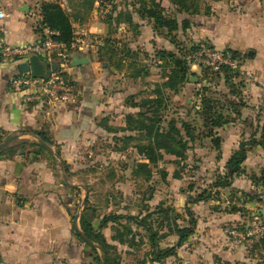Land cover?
Instances as JSON below:
<instances>
[{"label": "crops", "instance_id": "obj_1", "mask_svg": "<svg viewBox=\"0 0 264 264\" xmlns=\"http://www.w3.org/2000/svg\"><path fill=\"white\" fill-rule=\"evenodd\" d=\"M45 1L57 3L68 15L73 35L76 33L73 54L87 57L89 62L68 69L77 102L59 109L24 105L22 94L9 88L10 78L21 67H0V142L17 136L15 140L28 143L18 144L16 148H10L9 144L0 157V264H76L72 224L67 209L58 203L53 165L42 158L43 150L31 146L40 141L32 132L52 136L55 144L52 148L60 146L63 151L86 149L95 137L104 144L114 140L121 145L117 139L135 135L126 130V117L135 116L139 111L137 106L155 98L152 88H162L167 80L169 69L162 66L164 61L158 52L178 55L183 45H179V49L177 43L170 40L171 35L179 39L194 26L191 22L207 20V31H204L206 27H198V35L207 37L215 48L240 54L243 76L253 75L255 80L244 83L243 93L248 94L250 103L259 104L264 93V0H189L198 6V14L192 15L180 12L170 0H154L166 16L177 21V30L171 35L165 28L155 30L152 19L141 12V5L149 8L152 0L114 1V11L106 21L97 19L101 0H0V11L7 15L0 19V37L12 45L38 41L42 34L40 6ZM184 22H188L186 29L182 28ZM3 29L6 34L2 33ZM93 38L112 40L115 53L112 60L107 51H103V61L97 59L90 45ZM119 57L122 58L120 69L112 65ZM154 69L158 72L154 73ZM153 76L158 79L153 80ZM179 94L181 91L176 97ZM235 129L218 130L217 136L222 142L217 153L220 152L222 169L238 148L242 136V131ZM133 144L123 146L129 154L122 153L119 162L124 163V157L128 159L131 154L136 156ZM198 147H193L197 157L207 166L215 165L216 150L212 143L207 160L206 155L202 156L206 153L204 148ZM7 148L10 150L6 151ZM263 160L264 151L256 147L248 152L243 167L246 172L258 173L264 167ZM247 183V178L241 176L234 179L233 186L242 190L249 186ZM210 218L213 221L208 224L203 218L198 219L196 232L211 228L215 219L233 222L237 215Z\"/></svg>", "mask_w": 264, "mask_h": 264}, {"label": "rangeland", "instance_id": "obj_2", "mask_svg": "<svg viewBox=\"0 0 264 264\" xmlns=\"http://www.w3.org/2000/svg\"><path fill=\"white\" fill-rule=\"evenodd\" d=\"M114 1L117 0H101L97 10L98 20L106 21L112 15ZM101 8L108 13L102 14ZM191 23L194 26L185 35H180L179 39L171 35L170 40L177 43L178 47L183 45L182 49L179 47V54L191 52L200 42L210 44L207 37L198 35V27H206L204 31H207L208 21ZM240 58L242 61L241 56ZM157 70L154 69L153 72H158ZM189 72L187 82L179 89L181 94L178 98L175 92L167 91L169 101L164 116L167 119L179 118L196 129L192 149L182 161L165 155L156 168L152 169L148 179L144 171L138 176L133 173L135 165L142 163L137 155L131 154L128 159L126 156L129 161L124 157V163L119 162L120 155L129 152L120 151L123 149L122 144L118 145L114 140L104 144L103 140L98 141V137H95L86 149L63 151L60 146L53 149L55 144L52 136L43 134L51 140L53 154L44 149L41 155L53 165L58 186V203L67 209V217L72 224V248L76 264H99L96 258L102 257L101 251L98 248L93 251L92 247L95 245L89 244L82 237L84 233L80 218L84 215L88 217L94 232L104 238L109 252L116 255L123 264H149L152 250L149 236L152 232L157 245L154 250L175 248V256L154 264H264V252L260 246L262 236L239 242L228 234L229 230L250 228L258 220L264 222V188L253 181V178H264V167L258 173L246 172L243 167L245 174L235 177L247 178L249 186L242 190L233 186L235 178L230 188L217 189L214 184L226 172L219 163L220 152L214 151L219 165L215 162V165L207 166L193 150L195 146L199 148L198 145L204 148L206 153L202 154L201 150L200 154L206 155L205 160L211 154L210 139H200V133L206 131L202 130L201 121L196 115V107L199 106L202 95L219 103L215 104L218 108L223 107L224 116L229 115L233 119L232 123L222 127L223 130L236 127L235 130L242 131V142L250 140L254 134L256 140H259L260 133L264 130V93L259 104L250 103L248 94L243 93L244 83L246 84V80L247 83H254L255 80L253 75L245 78L242 71L232 73L230 81L222 76L211 75L204 69L193 68ZM155 79L158 77L153 76V80ZM199 90L201 92L197 93ZM230 102H235L240 107L232 108ZM220 139L222 142L221 137ZM22 142L24 141L13 140L9 143L12 145L10 148H16ZM132 144L133 142L129 143ZM64 159H68V163ZM262 163L264 164V160ZM200 195L207 199L197 201ZM233 208L239 211L230 213ZM187 210L192 212L196 223L185 243L175 247L178 236L173 224L178 227L189 226ZM227 214H236L237 218L233 222L216 221V216ZM210 217L215 219L212 227L196 232L198 219L203 218L208 224L213 221ZM105 218L108 220L102 224ZM139 221H145L152 232H147ZM201 231L202 234L198 233ZM100 264H104L103 258Z\"/></svg>", "mask_w": 264, "mask_h": 264}, {"label": "trees", "instance_id": "obj_3", "mask_svg": "<svg viewBox=\"0 0 264 264\" xmlns=\"http://www.w3.org/2000/svg\"><path fill=\"white\" fill-rule=\"evenodd\" d=\"M173 5H177L179 11H183L190 15L198 14V6L189 0H170ZM141 12H145L146 16L152 19L154 29L165 28L168 30L169 34L177 30L178 24L177 21L173 18L166 16L164 9L160 4L152 0L149 8L141 5ZM40 16H41V26H45L50 30L56 31L57 36L54 37L55 40L62 42L70 46L75 36L73 35V29L68 15L62 10V8L54 2L45 1L40 6ZM188 22L182 23V28L186 29ZM94 51L96 57L99 61H103L104 53L110 56L109 59L112 60V57L115 56L112 40H103L99 38H93ZM102 40V46H96L95 41ZM110 41V42H109ZM106 49V50H105ZM192 49L195 50L193 47ZM192 50V51H194ZM191 51V52H192ZM74 52V50L72 51ZM122 54L124 50L121 51ZM191 52L180 53L179 56L171 52L160 51V59L164 61L162 66L169 69L167 74V80L160 86H155L152 92L154 93L155 98L152 100L143 101L139 106V111L135 116L128 115L126 117V130L129 132L135 133V135L124 136L120 139L122 142V147L133 142V148L136 151V155L140 157L141 160L147 161V163H137L135 165V170H133L134 175L138 176L143 171L146 173L145 176L148 179L151 175L152 169L156 168L157 164L161 162L165 155H170L177 160L186 159L187 152L192 149V143L195 141V131L196 129L191 126L190 123L183 121L181 119L165 118L164 114L167 111V103L169 101V94L167 91H173L177 93L179 89L184 85L188 80L189 68L185 57ZM234 52V51H233ZM234 54L240 56L238 53ZM122 58H118V61L112 65L116 66L118 69L121 67ZM132 64H130L131 67ZM204 71L209 72V74L214 76H222L226 81H230L233 78L232 73L229 70H223L220 73H213L207 69ZM195 75V74H193ZM199 90L197 93H200ZM213 102V100L207 96L202 95L200 98L199 106H197L196 115L201 121L202 130L206 132L200 133V139H210L213 148L217 151L220 150L221 139L217 136V129H220L233 122V119L230 116H224L223 107L218 108ZM232 108L238 109V105L235 102L229 103ZM235 110V109H234ZM166 122V125L164 123ZM164 125V126H163ZM32 135L38 138L40 141L46 145H51V140L46 138L43 134L39 132H32ZM198 139V138H196ZM256 134L252 136L250 140H244L239 143L238 148L231 154L230 158L225 164L226 172L223 174V177L219 176L216 183L214 184L215 188H230L232 186L233 179L236 176L245 174L243 163L247 159V154L256 147H260L264 151V130L260 133L259 140H256ZM116 142V141H115ZM2 142H0L1 144ZM27 142H22V145H25ZM32 145L37 146L39 150H44L43 147L39 146L36 143ZM10 150L7 148L6 151ZM125 150V148L120 151ZM3 151L0 152V157L3 155ZM177 177V176H176ZM255 184L260 185L264 188V178H253ZM261 182V183H260ZM206 196H198L197 201L206 200ZM239 210L233 208L230 213H236ZM187 214L190 218L187 227H178L173 224L174 231L178 236V241L175 247L181 246L187 240L188 236L192 233V228L195 226V220L193 214L190 210H187ZM108 218L102 220V224L107 222ZM80 223L84 235L89 239L91 243L95 245L92 247L93 251H97V248L101 251L102 257L98 256L96 258L97 262L100 264L101 258H103L104 264H123L119 261L116 255L111 254L104 242V238L99 235L97 232H94V229L91 223L88 220L86 215L80 218ZM140 223V221H139ZM140 225L146 229L147 232H152L150 227L144 222H141ZM264 227V222H263ZM155 234L152 232L149 236L151 253L149 264L161 263L163 260L175 256V248L170 247L167 249L154 250L157 245L154 241ZM260 246L264 252V232L262 239L260 241Z\"/></svg>", "mask_w": 264, "mask_h": 264}, {"label": "built area", "instance_id": "obj_4", "mask_svg": "<svg viewBox=\"0 0 264 264\" xmlns=\"http://www.w3.org/2000/svg\"><path fill=\"white\" fill-rule=\"evenodd\" d=\"M102 14L107 10L100 9ZM7 15L0 11V19ZM42 34L36 42L22 45L7 43L0 37V67L12 65H28L31 57L36 56L44 68V75L34 77L31 71L19 70L9 80V88L12 92L22 94L23 104L26 106H37L47 109L67 108L77 102V94L73 81L68 75V69L72 62V50L75 48V40L68 46L54 39L58 35L56 31L41 26ZM3 29L2 33L6 34ZM76 36V33L74 34ZM93 39L90 45L93 44ZM96 46H102V40L95 41ZM91 47L94 48L92 45ZM187 66L193 68L207 69L213 73L229 70L230 73L241 72V58L229 49H218L200 42L194 51L185 57ZM263 223L258 220L250 228L244 230H229L228 234L235 240H252L263 235Z\"/></svg>", "mask_w": 264, "mask_h": 264}, {"label": "water", "instance_id": "obj_5", "mask_svg": "<svg viewBox=\"0 0 264 264\" xmlns=\"http://www.w3.org/2000/svg\"><path fill=\"white\" fill-rule=\"evenodd\" d=\"M88 62H89V59L87 57L79 58L76 54L72 55L71 65L74 66V67L86 65V64H88ZM21 70L23 72L30 70L31 74L34 77H39V76H43L44 75V68L40 64V62H39V60H38V58L36 56H33V57L30 58L28 65L21 66ZM16 138H17V136H12V137L8 138L7 140H5L4 142H2L0 144V151H2L4 148H6L9 145V143L12 142L13 140H15ZM37 142H38V144H40L42 147H44L50 153L53 154V151L51 150V148L49 146H47L46 144H44L41 141H37ZM54 156L57 158V156L55 154H54ZM82 237L84 238V240L86 242L91 244V242L89 241V239L85 235H82Z\"/></svg>", "mask_w": 264, "mask_h": 264}]
</instances>
